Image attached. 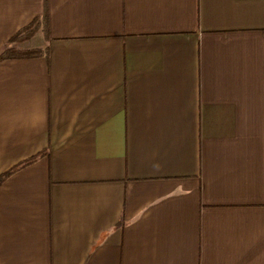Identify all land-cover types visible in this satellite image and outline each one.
Masks as SVG:
<instances>
[{
    "label": "crops",
    "instance_id": "crops-1",
    "mask_svg": "<svg viewBox=\"0 0 264 264\" xmlns=\"http://www.w3.org/2000/svg\"><path fill=\"white\" fill-rule=\"evenodd\" d=\"M0 264H264V0H0Z\"/></svg>",
    "mask_w": 264,
    "mask_h": 264
},
{
    "label": "trees",
    "instance_id": "trees-1",
    "mask_svg": "<svg viewBox=\"0 0 264 264\" xmlns=\"http://www.w3.org/2000/svg\"><path fill=\"white\" fill-rule=\"evenodd\" d=\"M49 31V11L46 5L44 12L36 16L29 24L21 28L10 38L6 46L0 51V62L6 59H26L48 56V47H22L21 44L32 39L38 33L48 34ZM40 153L33 158L19 164L18 166L6 171L0 176V184L17 169L34 162L37 157L44 155Z\"/></svg>",
    "mask_w": 264,
    "mask_h": 264
}]
</instances>
